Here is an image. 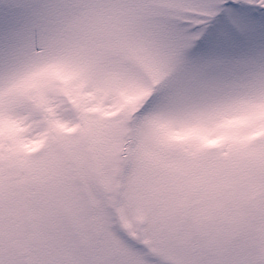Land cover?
I'll use <instances>...</instances> for the list:
<instances>
[{"label": "snow or ice", "instance_id": "6c2138e0", "mask_svg": "<svg viewBox=\"0 0 264 264\" xmlns=\"http://www.w3.org/2000/svg\"><path fill=\"white\" fill-rule=\"evenodd\" d=\"M0 264H264V0H0Z\"/></svg>", "mask_w": 264, "mask_h": 264}]
</instances>
